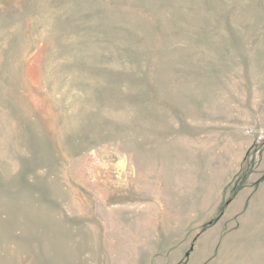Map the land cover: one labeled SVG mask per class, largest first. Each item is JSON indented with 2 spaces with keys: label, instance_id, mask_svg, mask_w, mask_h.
Returning a JSON list of instances; mask_svg holds the SVG:
<instances>
[{
  "label": "rangeland",
  "instance_id": "rangeland-1",
  "mask_svg": "<svg viewBox=\"0 0 264 264\" xmlns=\"http://www.w3.org/2000/svg\"><path fill=\"white\" fill-rule=\"evenodd\" d=\"M0 264H264V0H0Z\"/></svg>",
  "mask_w": 264,
  "mask_h": 264
},
{
  "label": "trees",
  "instance_id": "trees-1",
  "mask_svg": "<svg viewBox=\"0 0 264 264\" xmlns=\"http://www.w3.org/2000/svg\"><path fill=\"white\" fill-rule=\"evenodd\" d=\"M229 201H230V198H228V199L224 202V204L221 206L222 209L218 212V214H217L214 218H212L211 220H209V221L207 222V225H208V226L211 225L213 222H215V221L221 216V214H222V212H223V208L225 207V204H227Z\"/></svg>",
  "mask_w": 264,
  "mask_h": 264
}]
</instances>
